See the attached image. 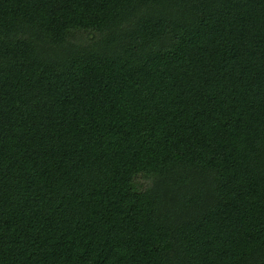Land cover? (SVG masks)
<instances>
[{
  "label": "trees",
  "instance_id": "obj_1",
  "mask_svg": "<svg viewBox=\"0 0 264 264\" xmlns=\"http://www.w3.org/2000/svg\"><path fill=\"white\" fill-rule=\"evenodd\" d=\"M0 264H264V0H0Z\"/></svg>",
  "mask_w": 264,
  "mask_h": 264
}]
</instances>
